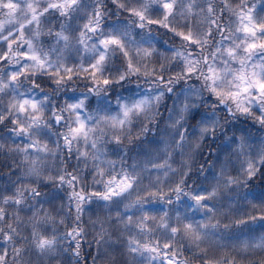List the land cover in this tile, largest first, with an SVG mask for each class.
<instances>
[{
  "label": "snow or ice",
  "instance_id": "obj_1",
  "mask_svg": "<svg viewBox=\"0 0 264 264\" xmlns=\"http://www.w3.org/2000/svg\"><path fill=\"white\" fill-rule=\"evenodd\" d=\"M259 3L0 0V264H264Z\"/></svg>",
  "mask_w": 264,
  "mask_h": 264
},
{
  "label": "trees",
  "instance_id": "obj_2",
  "mask_svg": "<svg viewBox=\"0 0 264 264\" xmlns=\"http://www.w3.org/2000/svg\"><path fill=\"white\" fill-rule=\"evenodd\" d=\"M108 3H109V5H111V0H108ZM113 10H115V9H113ZM73 163H75V161H73ZM258 193H259V188H257V194H258ZM85 219H87V213L85 214ZM255 227H256L257 231L260 230L258 224L255 225ZM90 238H91V237L89 236V239H90ZM88 251H89V248L87 247V245H85V247H84V252L87 253ZM89 264H90V258H89Z\"/></svg>",
  "mask_w": 264,
  "mask_h": 264
},
{
  "label": "rangeland",
  "instance_id": "obj_3",
  "mask_svg": "<svg viewBox=\"0 0 264 264\" xmlns=\"http://www.w3.org/2000/svg\"><path fill=\"white\" fill-rule=\"evenodd\" d=\"M250 2H255L257 4V7L259 8L260 6L259 0H250Z\"/></svg>",
  "mask_w": 264,
  "mask_h": 264
}]
</instances>
